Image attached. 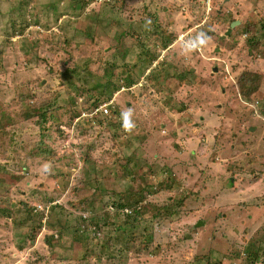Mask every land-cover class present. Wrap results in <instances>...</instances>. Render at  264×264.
<instances>
[{
    "label": "rangeland",
    "instance_id": "374dc122",
    "mask_svg": "<svg viewBox=\"0 0 264 264\" xmlns=\"http://www.w3.org/2000/svg\"><path fill=\"white\" fill-rule=\"evenodd\" d=\"M113 1L89 0L78 16L76 0H0V197L13 201L0 206L43 208L35 241L29 219L0 211V264H264V0ZM24 15L32 23L8 38ZM201 31L208 44L185 53ZM138 53L143 68L152 61L144 73L134 70ZM245 71L261 74L250 96L239 89ZM108 81L119 85L110 98ZM42 110L70 134L47 132L52 154L38 144ZM143 191V214L127 222L113 203ZM82 215L105 228L75 247ZM56 218L70 231L51 252L44 238L58 232ZM121 224L137 234L117 241L129 238Z\"/></svg>",
    "mask_w": 264,
    "mask_h": 264
},
{
    "label": "trees",
    "instance_id": "16d2710c",
    "mask_svg": "<svg viewBox=\"0 0 264 264\" xmlns=\"http://www.w3.org/2000/svg\"><path fill=\"white\" fill-rule=\"evenodd\" d=\"M113 2H116V0H114ZM56 3L61 5L60 2H53V3L49 4L51 10L54 12V17H55L54 21L56 22L55 24H57L62 30H65V32H66L67 29H68V25L67 24L69 23V21L65 20L63 22V24H62V21L59 22L61 20L60 19L61 14H63V12H62L63 9H58L56 7ZM76 3H77V6L75 7V9H76L75 12L77 11L76 14H78V16H80V15H82L84 13L83 11H84L86 5L89 4V0H76ZM32 18H33L32 19L33 23L38 24L39 26H41V24H42L43 28L48 29V28L51 27V26L48 25L49 24L48 21L42 22L40 19H37V18H34V17H32ZM19 19H22V20L18 21V23L17 22L13 23L14 25H12L11 31H9V34H7L8 38H10V36H12V35H15L16 33L17 34H23V32L26 29V27L29 26L32 23L31 20H27V17L25 15L19 17L18 20ZM157 20H158L157 17H155L156 23H157ZM50 21H51V19L49 18V22ZM234 21H236V19H233L231 21L230 27L232 26V23ZM157 27H159L161 29V32H162L163 36L167 33V30L162 25L158 24ZM127 31L130 32V35H136L134 33V29L127 30ZM37 48H36V51H37ZM152 51L153 52L151 54V49L148 48L147 50H144V55L145 56H149V54H151V56H152L153 53H154V50H152ZM1 52H3V50H0V53ZM141 56H142V53H138L136 63L134 64V70H137L139 72H143L144 73V71L146 70L144 68H147L148 65L150 67L151 64H152V61L149 60V64L143 68V64L140 63V61L142 60ZM68 73H72V74H75V75H79L80 74V72L77 71V68H75V69H72V70H68L67 69L61 75L66 76ZM158 73H159V70L158 71H153V73L151 74V77L153 79L157 80L158 79ZM260 76H261V74L254 73V72H251V71L243 72L241 74V76L239 77V79H238L240 92L242 94L246 95V96H250V93L257 91L258 86H259L258 80H260ZM87 77H89L91 81L95 80V75L93 74L92 71H88L87 72ZM135 80H138V79H135ZM107 84H110V86L109 87H104L105 84L103 86L100 85V84H96V85H94L93 89L99 90L101 88V90H102L103 87H104V89L109 88V96H108V98H110L112 96V93L115 90L119 89V85L117 83H110V81H108ZM94 92H97V91H94ZM99 99H96V101H95L96 104L100 101ZM48 112L49 111H45V110L44 111L42 110V111L38 112L39 116L41 117V119H40L41 120L40 121V128H41L40 129L41 130L40 131V137H41V139H40V141H38V144H39L40 148L44 147L45 148L44 151H46L48 154H52V153L55 152L54 149H51L52 147H50V145H48L47 142L44 140V137H46L47 140L52 138L51 135L49 133H47V132L49 130H55L56 129V130H58L60 132V134L66 136V137L70 136V134H66L65 133V127H64L65 123H62V121L58 117L54 118V120L56 121V122H54L55 125H47ZM69 125H68V127H69ZM2 183L3 182L1 181L0 189L3 188V185L1 187ZM14 185L15 184H13V186ZM9 189L10 188L7 187L6 190H5V193H7V191H9ZM112 193L115 194V191H113ZM145 193H146V191H143L142 193H139V192L133 193L131 198L126 200V201L122 200V201H120L118 203L114 202L113 203L114 210L116 212H121L122 211V212L126 213V217L128 218L127 222H135V221H137L139 215H142L143 212H144L143 211V203H144V201L147 198ZM12 202L13 201H12L11 198L0 197V203L1 204L2 203L12 204ZM16 205L17 206H13L11 208H7V207L1 205L0 206V211L1 212H6V214H7L6 216L7 217L11 216L12 218H15V220H18L19 218L22 219V220L23 219H29L31 221V224H29V225L25 224L24 225L25 227H28V233H26V237L28 239H31L32 241H35L37 236H38V234L40 233V231H41V229L43 227V222L38 220V219H40L41 215H43L42 214V211H43L42 209L43 208H42L41 204H38V205H40V207L38 208L37 203H33L31 199L30 200L19 199V203L16 204ZM51 208H54V209L61 208L62 210L60 211V213H62V214L66 211L65 208H63L62 206H60L58 204H53L51 206ZM91 211L93 212V207H91ZM133 214L135 215V218H134V220H131V217H132ZM158 214L159 213H156L154 216H157ZM60 216H61V214H60ZM48 217H49V215H48ZM61 217H63V216H61ZM92 218H95V216L93 215ZM56 219H57L56 220V223H57L56 225L58 226V232H56L55 234L54 233H52V234L51 233L50 234L46 233L45 234V238H44V239H46V243L49 244V247H51L50 248L51 252H53V249H54L53 248L54 241L58 242L59 240H62L63 236H64L63 235L64 232H67V230L70 231L69 230V225H66V223H63V219L62 218H56ZM100 219L101 218H99V221H96L97 219L91 220L90 217L88 218V216L82 215V217H81V222H82L81 226L82 227L85 226V227H87V229L84 228V227L83 228L79 227L78 225H73L71 227L75 234H76V231H81V233L79 235L76 234L74 236V246L75 247L79 246L80 243H81V245H83L82 239L85 237V235L83 233L86 230L89 231V234L93 238H96L98 236H102L103 235V230H104L105 227L100 223ZM59 220H61V221H59ZM111 225L113 226L112 227V231H113L112 234H114L116 232L115 231V226L113 225L112 222H111ZM121 225H123V224H121ZM123 227H124V229L121 230V233H125V231L128 230L127 229L128 228L127 224L123 225ZM145 229L147 230L148 226H146ZM121 233L119 232V233H117V235H119ZM126 234H127V236H129V238L124 239L120 235V238L117 236L115 239L117 241L121 240V242H124L125 240L129 241L130 237L135 236V234H137V233H136V231L131 232V230L129 229L128 231H126ZM151 235H152V233L150 234V236ZM111 239H113V238L109 236V238L107 239V243H109L111 241ZM131 240H132V238H131ZM83 249H85V248H83ZM249 253H250L251 256H254V255L258 256V253H255L254 255H253V252H251V251ZM88 257L89 256L87 255V252H84L82 258L85 259V258H88ZM98 261H100V258H98ZM217 262H220V261H217ZM253 262H254V260H253Z\"/></svg>",
    "mask_w": 264,
    "mask_h": 264
},
{
    "label": "clouds",
    "instance_id": "9594fccd",
    "mask_svg": "<svg viewBox=\"0 0 264 264\" xmlns=\"http://www.w3.org/2000/svg\"><path fill=\"white\" fill-rule=\"evenodd\" d=\"M211 37H209L205 32H199L193 40L186 41L183 44V50L185 53L194 52L208 44ZM132 113L131 110L122 113L123 118V128L126 131H131L134 127V124L131 119Z\"/></svg>",
    "mask_w": 264,
    "mask_h": 264
},
{
    "label": "water",
    "instance_id": "95a60500",
    "mask_svg": "<svg viewBox=\"0 0 264 264\" xmlns=\"http://www.w3.org/2000/svg\"><path fill=\"white\" fill-rule=\"evenodd\" d=\"M239 23V21L237 20V21H235V22H233L232 23V26L231 27H233V26H235V25H237ZM229 28V30L227 31V33H230L231 32V30H232V28ZM203 224V222L202 221H199L197 224H196V226H200V225H202Z\"/></svg>",
    "mask_w": 264,
    "mask_h": 264
},
{
    "label": "built area",
    "instance_id": "2783aa9c",
    "mask_svg": "<svg viewBox=\"0 0 264 264\" xmlns=\"http://www.w3.org/2000/svg\"><path fill=\"white\" fill-rule=\"evenodd\" d=\"M96 112H98V111H96ZM102 113H108V110L105 108V106H104V111H101Z\"/></svg>",
    "mask_w": 264,
    "mask_h": 264
}]
</instances>
